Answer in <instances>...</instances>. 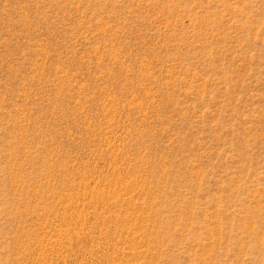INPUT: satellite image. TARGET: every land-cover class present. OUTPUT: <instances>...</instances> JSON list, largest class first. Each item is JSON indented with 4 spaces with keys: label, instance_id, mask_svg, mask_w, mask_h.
Listing matches in <instances>:
<instances>
[{
    "label": "rangeland",
    "instance_id": "374dc122",
    "mask_svg": "<svg viewBox=\"0 0 264 264\" xmlns=\"http://www.w3.org/2000/svg\"><path fill=\"white\" fill-rule=\"evenodd\" d=\"M0 264H264V0H0Z\"/></svg>",
    "mask_w": 264,
    "mask_h": 264
}]
</instances>
